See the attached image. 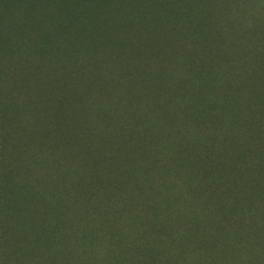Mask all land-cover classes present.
<instances>
[{
	"label": "rangeland",
	"instance_id": "374dc122",
	"mask_svg": "<svg viewBox=\"0 0 264 264\" xmlns=\"http://www.w3.org/2000/svg\"><path fill=\"white\" fill-rule=\"evenodd\" d=\"M1 129L5 231L31 232L32 205L67 188L88 237L125 224L123 264L146 247L140 264H264V0H0ZM94 151L118 157L106 185L81 155ZM105 187L130 200L124 218ZM182 223L192 247L174 250ZM9 237L0 264H29Z\"/></svg>",
	"mask_w": 264,
	"mask_h": 264
},
{
	"label": "trees",
	"instance_id": "16d2710c",
	"mask_svg": "<svg viewBox=\"0 0 264 264\" xmlns=\"http://www.w3.org/2000/svg\"><path fill=\"white\" fill-rule=\"evenodd\" d=\"M0 133H3L2 129L0 130ZM91 146L92 145H88L86 148L90 149ZM81 155L87 157V160L85 161L87 164L86 166H88V170L93 172L96 176L93 182H95L97 186L99 183L106 185L108 181H110L108 178H106V176L110 172V167L112 165L113 166L111 169H113L114 165L117 167L118 163L116 164V161L118 160V157L112 154L111 159L109 158L107 160V154L96 151H94L93 154L83 153ZM47 171L50 177L56 176L59 173L57 164L53 163L48 166ZM118 175L119 174H115L114 176L115 183H119L120 177ZM29 188L30 186L27 187V189ZM72 188L74 187H71L70 189ZM12 197V193L7 195L5 203L8 204V198L9 202L12 201ZM16 197L17 199L19 198L16 204L21 210L28 208L27 202L26 200L24 201L21 194L19 197L16 195ZM40 197L43 200L39 201L38 204L34 203L32 205L34 213H31V217L29 218V221H31L30 225L33 226L31 232L24 231L23 229L16 233V228L13 226H11L7 232L2 228V226H0V245L6 240L7 233L11 238L16 236V234H19V236H21V238L24 240V248L22 252L27 253V255H24L23 258L27 259L29 254L32 255V258H29V264H106V259H109L108 254L111 255L113 254V251L116 252L113 249L115 238L116 240L120 238V242L124 243L125 246L127 241L126 236L129 235V231L125 233V224L123 226L124 233L123 231L117 232L115 235H112V238L106 241L104 244L101 242V239H105L106 237L98 238L96 235H91L90 237L87 236V232L85 230V224H87V222L84 223V220L82 219L81 222H79V220L74 218L75 210L84 211L85 208L83 203L85 201L82 199L80 190L79 197H76L67 188H61L58 190L56 189L53 196L49 197V200L45 202V206L41 205L45 199L42 196ZM86 197V203L89 205L93 203L95 199H97V194L90 192V194L86 195ZM100 197L102 198L101 206L107 208L109 211L114 208L117 211V215L121 217V219L124 218L123 214H127L128 208L131 207V203L128 202L130 200L128 198L126 199V194L122 193L117 197L115 192L111 191V187H105ZM35 200L36 199L34 198V201ZM77 204L78 206H76ZM142 206H145V202L141 204V207ZM145 209H142V211ZM1 210H3L2 206H0V212ZM8 211L9 215L5 217L6 220L10 218L9 216L14 214L10 210ZM46 217L49 219L46 220ZM166 217L163 219L165 224H167ZM134 218L135 219H133V216H131L132 221L139 220L138 216H134ZM259 225V223H256L255 227L259 228ZM128 228H132V226H128ZM184 230V223H182L177 227V230L171 240L168 239V244L170 247L174 248V250H183L192 247V243L183 242ZM199 231H201V229ZM199 236L203 243L208 242L206 232L203 231V233H200ZM138 237H140L144 243L147 242L148 237L145 235V229L142 230ZM175 237L182 238V242L176 243L174 240ZM11 238L9 241H13ZM237 239L239 240L240 238ZM217 241L218 240L215 239L212 245L217 246ZM147 244L148 243L145 245ZM128 246L129 244L127 247ZM148 246L150 247L152 245ZM42 248H44L43 252L41 251ZM146 249H148V247L141 249L135 257L130 258L132 261H134V264H140L139 260L145 255ZM214 251L217 252L216 247L214 248ZM116 254L118 255L117 264H123L124 258L126 259L125 251H117ZM178 254L179 253H173L171 255L178 256ZM166 264H168L167 261Z\"/></svg>",
	"mask_w": 264,
	"mask_h": 264
}]
</instances>
